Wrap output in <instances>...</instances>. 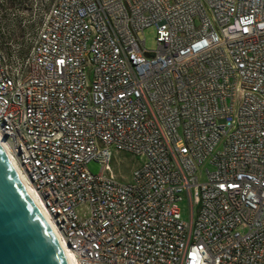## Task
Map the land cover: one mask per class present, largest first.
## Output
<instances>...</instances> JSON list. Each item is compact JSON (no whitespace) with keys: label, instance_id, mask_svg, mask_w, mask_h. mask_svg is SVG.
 Here are the masks:
<instances>
[{"label":"built area","instance_id":"1","mask_svg":"<svg viewBox=\"0 0 264 264\" xmlns=\"http://www.w3.org/2000/svg\"><path fill=\"white\" fill-rule=\"evenodd\" d=\"M0 136L78 264H264V0H54Z\"/></svg>","mask_w":264,"mask_h":264},{"label":"water","instance_id":"2","mask_svg":"<svg viewBox=\"0 0 264 264\" xmlns=\"http://www.w3.org/2000/svg\"><path fill=\"white\" fill-rule=\"evenodd\" d=\"M0 264H68L59 239L1 142Z\"/></svg>","mask_w":264,"mask_h":264},{"label":"rangeland","instance_id":"3","mask_svg":"<svg viewBox=\"0 0 264 264\" xmlns=\"http://www.w3.org/2000/svg\"><path fill=\"white\" fill-rule=\"evenodd\" d=\"M0 0V7L6 12L0 13V40L11 42L14 47L24 46L26 51L30 48L36 36V28L40 24L44 14L50 9L54 0H16L15 3H7L12 0ZM141 40H145L146 49L156 51V30L154 27L148 28L140 35ZM116 159L123 161V164L114 167L125 180H130L132 169L137 166L138 159L130 155L116 154ZM88 169L93 174H98L101 170L100 165L90 163ZM182 217H189L187 204L181 205Z\"/></svg>","mask_w":264,"mask_h":264},{"label":"bare ground","instance_id":"4","mask_svg":"<svg viewBox=\"0 0 264 264\" xmlns=\"http://www.w3.org/2000/svg\"><path fill=\"white\" fill-rule=\"evenodd\" d=\"M2 141L1 139V136H0V142ZM23 183L25 184L26 188L28 189L30 195L32 196V198L34 199L35 203L37 204V206L39 207V209L41 210L42 214L44 215V217L46 218V220L48 221V223L50 224V226L52 227L53 229V226L51 225L48 217H47V212L46 210L41 206L40 202L38 200H36L35 198V194H34V190L32 188V186L25 180H23ZM54 230V229H53ZM55 232V231H54ZM56 234V233H55ZM58 238V237H57ZM60 241V240H59ZM61 246L64 250V253H65V256H66V259L68 261V264H78L75 256H74V253L70 250V248L64 244L63 242H61Z\"/></svg>","mask_w":264,"mask_h":264},{"label":"trees","instance_id":"5","mask_svg":"<svg viewBox=\"0 0 264 264\" xmlns=\"http://www.w3.org/2000/svg\"><path fill=\"white\" fill-rule=\"evenodd\" d=\"M3 2H6V1L3 0ZM15 2H16V0H12V1H9V2H7V3L11 4V3H15Z\"/></svg>","mask_w":264,"mask_h":264}]
</instances>
